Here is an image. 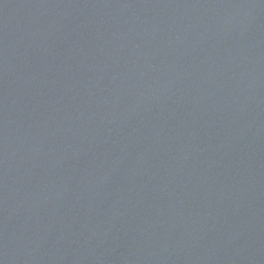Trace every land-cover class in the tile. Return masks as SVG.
<instances>
[{
  "label": "water",
  "instance_id": "1",
  "mask_svg": "<svg viewBox=\"0 0 264 264\" xmlns=\"http://www.w3.org/2000/svg\"><path fill=\"white\" fill-rule=\"evenodd\" d=\"M0 264H264V0H0Z\"/></svg>",
  "mask_w": 264,
  "mask_h": 264
}]
</instances>
